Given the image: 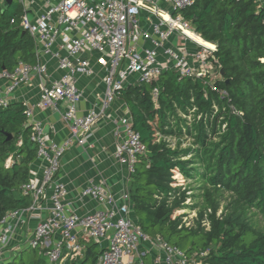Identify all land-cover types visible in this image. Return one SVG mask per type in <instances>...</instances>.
I'll return each mask as SVG.
<instances>
[{
    "label": "built area",
    "instance_id": "obj_1",
    "mask_svg": "<svg viewBox=\"0 0 264 264\" xmlns=\"http://www.w3.org/2000/svg\"><path fill=\"white\" fill-rule=\"evenodd\" d=\"M4 1L0 0V9ZM254 1L257 10H264V0ZM13 4L22 10L19 26L35 40L36 62L20 61L14 70L2 71L0 108L19 101L20 90L39 81V99L23 102L31 127L29 138L38 150L29 180L21 186L31 205L10 210L0 221V264L27 248L43 252L47 264H74L84 258L93 242L102 245L97 264H147L148 256H152L151 264H204L209 249L188 253L160 234L150 236L134 214L131 176L148 149L134 129L132 117L116 121L114 131L116 136L124 134L116 157L127 165L130 178L120 197L105 179L88 180L80 196L107 207L79 213L67 200V185L60 178L66 153L90 144L94 126L119 90L128 85L155 82L169 70L178 73L180 80L200 79L223 98L228 96L217 85L222 75L216 44L205 40L184 16L194 0H13ZM10 22L15 24V17ZM95 52L99 53L96 59ZM93 59L102 70L105 92L98 103L81 113L83 92L78 81L95 74ZM52 60L60 71L58 77L51 73ZM159 94L160 88L155 86L152 98L156 106ZM59 103L64 104L62 112L57 109ZM46 105L62 114L67 132L61 141L35 118V110ZM11 162L9 157L7 164ZM31 219L36 225L28 231Z\"/></svg>",
    "mask_w": 264,
    "mask_h": 264
},
{
    "label": "trees",
    "instance_id": "obj_2",
    "mask_svg": "<svg viewBox=\"0 0 264 264\" xmlns=\"http://www.w3.org/2000/svg\"><path fill=\"white\" fill-rule=\"evenodd\" d=\"M21 14L16 4L0 9V74L14 70L20 61L36 62L35 40L19 26ZM184 16L197 33L216 44L217 63L224 70L217 85L228 96L223 98L200 79L180 80L169 70L155 82L119 90L118 97L130 108L133 127L148 149L131 176L134 214L148 235L160 234L183 250V242L197 236L195 248L185 251L209 249L204 264H264V230L248 217L252 208L264 217V10H257L254 0H194ZM14 17L16 23L11 24ZM155 86L160 88L158 106L152 98ZM25 109L19 101L0 108V221L10 210L27 208L32 202L21 192L38 150L29 138ZM193 109L205 118L187 125L178 113L187 116ZM157 133L189 136L196 150L173 148L158 140ZM198 162L203 172L194 168ZM174 170L185 176L197 170L205 180L202 190L211 209L210 229L200 223L189 228L181 216L173 217L187 197L173 187ZM220 191L228 192L230 201L218 216ZM101 252L93 242L74 264H97ZM3 264H47V259L39 249L27 248Z\"/></svg>",
    "mask_w": 264,
    "mask_h": 264
},
{
    "label": "crops",
    "instance_id": "obj_3",
    "mask_svg": "<svg viewBox=\"0 0 264 264\" xmlns=\"http://www.w3.org/2000/svg\"><path fill=\"white\" fill-rule=\"evenodd\" d=\"M99 53L95 52L93 57L96 59ZM92 60L95 74L81 78L78 85L83 92V98L79 104L81 113H86L91 107L98 103L104 96L105 81L102 70L99 65ZM51 73L54 77L60 75L56 69V61H51ZM20 100L22 102H35L40 97L39 81L36 80L32 86H24L20 90ZM64 104H57L58 110H64ZM46 105L42 109L35 110V118L44 122L53 138L63 140L67 132L62 120L60 111ZM131 111L125 101L119 97L112 103L108 112L96 123L93 129L90 144L84 147L75 146L68 151L62 160L60 178L65 182L68 189L67 200L72 203V208L79 213L95 211L106 205H100L96 200L83 198L79 191L88 180L100 181L105 179L111 186V189L120 197L122 192L128 188L130 183L129 169L126 164L121 163L116 157V150L124 134L116 136V123L122 119H130ZM117 121V122H116ZM36 225V220L31 219L28 223L32 231ZM150 263H152V256ZM148 264V263H147Z\"/></svg>",
    "mask_w": 264,
    "mask_h": 264
},
{
    "label": "rangeland",
    "instance_id": "obj_4",
    "mask_svg": "<svg viewBox=\"0 0 264 264\" xmlns=\"http://www.w3.org/2000/svg\"><path fill=\"white\" fill-rule=\"evenodd\" d=\"M178 115L186 120L187 125L193 124L195 120L199 121L201 118H205L204 113L197 112L195 110L187 116L183 115L181 112H179ZM176 120V118L173 119L172 123L175 124ZM185 129L186 128H184V130ZM157 138L158 140H166L173 148H192L193 151L196 150L193 138L189 136L164 135L157 133ZM191 155L192 154L188 155L185 158H189L191 157ZM193 166L198 170V172L204 171V167L201 162L195 163ZM197 170L192 171L193 175L191 176H185L179 170L173 171V178L175 180V182L173 183V187L179 188V195H181L182 192H186L187 194V197L184 203H182L181 207L174 211L173 217L176 218L178 216H181L182 224L186 227L198 228L200 223L202 228L208 230L210 229L208 214L211 212V209L207 207L206 201L203 198L202 186L204 185L205 180L202 178V176L196 173ZM217 196L220 200V208L217 212V215L219 216L226 211L225 207L230 201V194L228 192L220 191L217 193ZM201 212L203 213V217H201L200 215ZM248 217L256 228L264 230V217L255 208H252L248 211ZM196 237L197 236L190 237L187 241L183 242L182 248H184L185 250L187 248H195L194 243H197L199 241V238ZM170 243L176 245L173 242ZM98 246L99 249L102 248V245L98 244ZM146 261L149 264L150 258L147 257Z\"/></svg>",
    "mask_w": 264,
    "mask_h": 264
},
{
    "label": "water",
    "instance_id": "obj_5",
    "mask_svg": "<svg viewBox=\"0 0 264 264\" xmlns=\"http://www.w3.org/2000/svg\"><path fill=\"white\" fill-rule=\"evenodd\" d=\"M12 3H13V0H5L4 1V4H3L2 11L5 10V9H7L8 7H10L12 5ZM28 14H29V18H32L33 17L32 11L29 10L28 11ZM220 72H221V75L224 76V70L221 69ZM226 82H228V80H226ZM8 137L10 139L12 137V134L8 133Z\"/></svg>",
    "mask_w": 264,
    "mask_h": 264
},
{
    "label": "bare ground",
    "instance_id": "obj_6",
    "mask_svg": "<svg viewBox=\"0 0 264 264\" xmlns=\"http://www.w3.org/2000/svg\"><path fill=\"white\" fill-rule=\"evenodd\" d=\"M195 38H196L197 40H199V41H203L201 38H199V37H197V36H195Z\"/></svg>",
    "mask_w": 264,
    "mask_h": 264
}]
</instances>
